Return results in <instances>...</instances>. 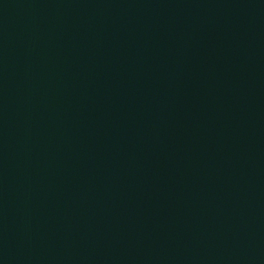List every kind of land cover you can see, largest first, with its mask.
Instances as JSON below:
<instances>
[{
  "label": "water",
  "instance_id": "95a60500",
  "mask_svg": "<svg viewBox=\"0 0 264 264\" xmlns=\"http://www.w3.org/2000/svg\"><path fill=\"white\" fill-rule=\"evenodd\" d=\"M0 264H264V0H0Z\"/></svg>",
  "mask_w": 264,
  "mask_h": 264
}]
</instances>
